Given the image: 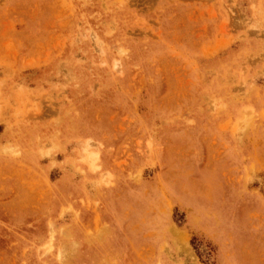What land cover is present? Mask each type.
Here are the masks:
<instances>
[{"label":"rangeland","instance_id":"rangeland-1","mask_svg":"<svg viewBox=\"0 0 264 264\" xmlns=\"http://www.w3.org/2000/svg\"><path fill=\"white\" fill-rule=\"evenodd\" d=\"M0 264H264V0H0Z\"/></svg>","mask_w":264,"mask_h":264}]
</instances>
